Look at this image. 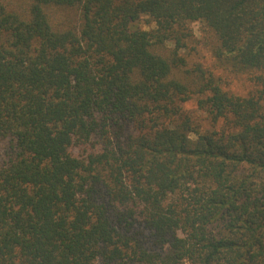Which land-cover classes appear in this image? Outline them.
I'll use <instances>...</instances> for the list:
<instances>
[{"label":"trees","instance_id":"1","mask_svg":"<svg viewBox=\"0 0 264 264\" xmlns=\"http://www.w3.org/2000/svg\"><path fill=\"white\" fill-rule=\"evenodd\" d=\"M20 1L0 0V264H264V0ZM198 22L252 89L189 61Z\"/></svg>","mask_w":264,"mask_h":264},{"label":"rangeland","instance_id":"2","mask_svg":"<svg viewBox=\"0 0 264 264\" xmlns=\"http://www.w3.org/2000/svg\"><path fill=\"white\" fill-rule=\"evenodd\" d=\"M12 6H24L20 0H3ZM194 42L189 44V61H200L203 65L209 68L214 74L219 75L223 86L232 92L244 94L247 90L252 89V83L249 81L248 73H231L224 70V65L217 61L213 55L215 45L214 35L202 23H192ZM186 54V50H182ZM186 108L193 112V115L200 121L202 127H206L207 123L201 118L203 115L196 109L195 98L184 104Z\"/></svg>","mask_w":264,"mask_h":264}]
</instances>
